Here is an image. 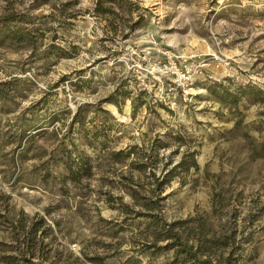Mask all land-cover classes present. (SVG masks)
Wrapping results in <instances>:
<instances>
[{
    "label": "rangeland",
    "instance_id": "obj_1",
    "mask_svg": "<svg viewBox=\"0 0 264 264\" xmlns=\"http://www.w3.org/2000/svg\"><path fill=\"white\" fill-rule=\"evenodd\" d=\"M92 11L0 0V264H264V0Z\"/></svg>",
    "mask_w": 264,
    "mask_h": 264
},
{
    "label": "trees",
    "instance_id": "obj_2",
    "mask_svg": "<svg viewBox=\"0 0 264 264\" xmlns=\"http://www.w3.org/2000/svg\"><path fill=\"white\" fill-rule=\"evenodd\" d=\"M126 1V0H125ZM128 1V0H127ZM116 0H93V16L98 17L99 15H105V14H111V9L115 5ZM117 105V104H116ZM79 108H77L75 114L73 115L70 124L75 125L78 123V114H79ZM132 152H127V154ZM161 188H159V185L155 186V190H153L154 193L160 192ZM158 195V194H157ZM164 237L171 239L172 242L169 244V246L173 247L175 250L174 259L171 264H176L183 260L181 255L185 256V259H193L196 264H212V262L209 259H201L198 252L192 250V246H188V244L180 238V235L176 232H174V225H168V227L163 230Z\"/></svg>",
    "mask_w": 264,
    "mask_h": 264
}]
</instances>
